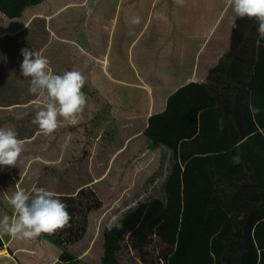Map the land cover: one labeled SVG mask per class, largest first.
<instances>
[{"label": "crops", "instance_id": "0c3cea01", "mask_svg": "<svg viewBox=\"0 0 264 264\" xmlns=\"http://www.w3.org/2000/svg\"><path fill=\"white\" fill-rule=\"evenodd\" d=\"M159 1L38 0L15 17L0 12V82L5 81L0 88V128L28 131L24 132L28 135L34 130L20 139L23 151L16 166H0V219L15 215L8 198L20 188L32 194L33 188L43 187L73 199L89 189L100 198L117 194L126 210L157 190L160 180L164 185L173 182L164 193L168 209L174 202L179 204L182 219L188 163L193 161L195 169L207 174L219 169L209 161L217 154H195L198 150L217 145L220 137L224 143L237 137L240 144L251 138L252 131L264 138V39L257 32L258 21L235 17L227 0H183L182 4L162 0L164 26L150 30ZM135 16L141 19L139 25L131 23ZM233 19L236 28L231 26ZM157 45L162 47L160 56L154 53ZM25 48L46 57L54 74L79 71L86 78L81 91L87 103L76 124L58 117L57 130L45 135L32 123L43 98L29 92L31 78L21 74L20 53ZM255 80L262 94L259 113L253 109V95L250 107L234 99L248 97V83ZM240 82L246 88L241 95L234 88ZM194 130V137L200 136L197 143L194 138L175 143ZM262 160L251 162L256 168ZM229 162L231 176L246 173ZM194 168L188 184L191 177H198ZM112 173L116 186L107 189ZM145 183L146 193L129 190ZM226 183L230 192L236 190V185L229 188ZM206 184L195 187L194 209H202L212 193L211 183ZM218 208L223 209L217 206L205 225L212 230L231 228L209 237L210 248L217 251L213 264H222L225 241L234 247L229 264H258L261 250L254 229L253 238L246 234L245 246L238 247L230 239L232 215ZM97 238L88 240L85 234L75 243L60 245L42 236L17 240L0 234V264H74L77 260L92 264V253L99 254L98 264H102L103 248L99 244L93 248ZM66 251L72 260L62 258ZM168 261L173 264L175 258L170 256Z\"/></svg>", "mask_w": 264, "mask_h": 264}, {"label": "trees", "instance_id": "16d2710c", "mask_svg": "<svg viewBox=\"0 0 264 264\" xmlns=\"http://www.w3.org/2000/svg\"><path fill=\"white\" fill-rule=\"evenodd\" d=\"M36 1L38 0H0V12L9 17H15L26 6L34 5ZM258 85V80L249 82L248 97L234 98L238 103L242 104L245 102L250 107V97L253 95V109L257 113L260 112L258 101L261 100L262 95ZM234 88L238 90L239 95H241L242 91L246 90L244 82H240ZM193 126H195V116ZM15 132L17 133L18 139H25L28 138L27 136L34 134V130L29 135L24 134V132L28 131L23 132L15 129ZM194 132L195 130L191 134L184 135L188 137L181 136L175 143L177 144L179 141L184 140V138H194L193 143H197L200 136L194 137ZM252 132L248 133L251 138L249 140L244 139L240 144L237 143V137L229 143H224L220 137L217 145L207 147V149L203 147V149L198 150L196 153L194 151L191 153V155H194V153L217 154V158L209 157V161L211 164L218 165L219 169L211 170L207 174L204 171L195 169L193 167V161L188 163L187 170L184 174V177L187 176V188H185L184 194L186 204L182 213V219L178 203L174 202L173 207L168 209V198L164 191L166 187L173 183L168 180L166 185L162 183L161 191H155V193L147 195L143 200L137 201L133 207L126 209L118 215L116 220L112 221L113 224L111 227H107L106 223H103L100 229L101 237L99 235L98 241L96 242V245L99 244L103 248V255L101 257L102 264H118L117 254L123 248L126 237H129V241L134 249L144 255V247L148 246L147 239L153 234L160 237L167 245H170L171 249L165 253V258L168 259L171 256L175 259H187L192 264H213V256L217 255V251L214 247L210 248L209 244L213 245V241L210 243L209 237L217 234L223 227H214L212 230L210 226L205 225V222L211 217L212 212L214 214L217 206L224 209L218 208L220 213L227 212L232 215L233 230L230 239L238 247L245 246L246 234H248L249 239L253 238L252 232L254 229V239L258 248L261 250V259L258 264H264V138L262 135H258V131ZM252 134H254V137H252ZM171 148L175 149V146H171ZM234 156H239L241 160V163L234 165V169H246V173L242 172L240 176H231L229 172V168L231 167L229 160L232 162V157ZM258 157H261L263 160L261 165L255 168L251 159H257ZM214 159H218V161ZM192 168H194L193 172L197 173L198 177H191L188 184V177ZM210 176L212 180H208ZM207 181L211 183L210 187H213L212 193L210 192V197L204 201V207L202 209H194L193 205L196 201L194 196L195 187L200 184L207 185ZM226 182L229 183V188L236 185V190L230 192L226 188ZM221 186H223L222 189L220 188ZM81 195L82 193L74 199L59 197L62 202L68 205V212L71 216L69 226L58 229L68 234V243H75L81 240L87 232L88 221L86 219L78 227L76 222L79 206L76 200ZM233 207L236 209L234 210ZM239 218H242V220ZM258 222L259 224H256ZM247 223L248 232L246 229ZM228 228L231 227H224L221 233H226ZM57 231L51 235L41 234L40 236L52 239L61 245V239L56 238ZM195 234H200V236L196 240H192ZM189 235L192 237L191 239ZM92 238L93 236L90 239ZM233 249L234 247H231L225 241V250L220 259L222 264L230 263ZM245 251H247L246 248L242 250V252ZM253 253L257 259L254 250ZM248 254H250L249 248ZM67 257H70L71 260L73 258L66 251L62 258ZM78 263L79 261L77 260L74 264Z\"/></svg>", "mask_w": 264, "mask_h": 264}, {"label": "clouds", "instance_id": "9594fccd", "mask_svg": "<svg viewBox=\"0 0 264 264\" xmlns=\"http://www.w3.org/2000/svg\"><path fill=\"white\" fill-rule=\"evenodd\" d=\"M183 3V0H177ZM235 17L256 19L257 32L264 39V0H227ZM133 25H139L140 17L132 18ZM236 28V20L232 21ZM23 61L20 71L23 77L31 78L29 92L43 98L42 107L37 111L32 123L50 135L59 127L58 117L70 124L77 123V117L87 103L81 89L86 78L79 71H65L62 75L53 73L50 61L39 52L27 48L20 53ZM23 151V141L11 128H0V166H16ZM234 164L241 163L239 156L232 157ZM13 208V217L5 214L0 219V234L10 235L17 240H34L41 234H53L58 229L69 226L71 216L68 205L53 191L43 187L33 188L32 194L20 188L8 198Z\"/></svg>", "mask_w": 264, "mask_h": 264}, {"label": "rangeland", "instance_id": "374dc122", "mask_svg": "<svg viewBox=\"0 0 264 264\" xmlns=\"http://www.w3.org/2000/svg\"><path fill=\"white\" fill-rule=\"evenodd\" d=\"M162 2H163L162 0L158 2L157 8H155V11L153 12L152 22L149 27L150 30L152 28L158 29L159 25L161 24H163L164 26V22L166 18H164V16L162 15V9H161ZM144 7L145 5L142 7V11H144ZM161 49L162 47L158 46L157 51H154V53L160 56L163 52ZM4 87H5V81L0 82V88H4ZM140 175H142L141 172ZM116 182L117 180L115 174L112 173L111 175H109L108 181L105 183V186H107V189H113L116 186ZM162 182H163L162 180L159 181L160 186L155 191H158L161 188ZM146 184L147 183L143 184L142 188H140L138 185H135V187L131 186L129 190L133 189L136 190V192L138 193H144V192L146 193L147 192ZM159 184H157V186ZM120 185L122 186L121 178H120ZM155 191L153 193H155ZM93 192L95 193V190L93 191L89 189L88 191H84L81 197H79L76 200V203L79 204L78 213L76 215V222L78 224L77 227L85 219L86 221L88 220L92 221L93 218H95L92 224L88 225L87 228L86 234L88 236V240L92 236L93 238L95 236L99 237V235L101 237L100 229L102 224L106 223L107 227H111L113 224L112 221H115L118 215H120L122 212L125 211L123 206H121V203L116 198L117 194L113 195V197L100 198L99 196H97L96 193L94 194ZM131 197L133 198V195ZM103 202L105 204L104 206H103ZM56 238L61 239L63 245H68L67 242L68 234L65 231L58 230L56 234ZM97 241L98 238L96 241H94L93 248L96 246ZM147 242H148V246L144 247L145 254L142 255L138 250L134 249L131 242L129 241V237H126V240L123 243V248L117 254L118 264H169L168 261L169 258L167 259L164 256L166 255L165 253L168 252L169 249H171L170 245L164 243L162 239L155 234L149 237L147 239ZM98 256H99L98 253L91 254L92 264H98V259H99ZM173 264H179V261L175 259Z\"/></svg>", "mask_w": 264, "mask_h": 264}]
</instances>
